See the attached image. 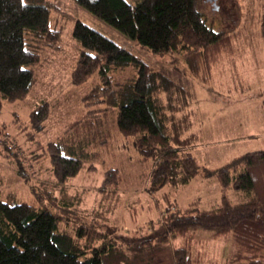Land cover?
<instances>
[{
    "label": "trees",
    "instance_id": "trees-1",
    "mask_svg": "<svg viewBox=\"0 0 264 264\" xmlns=\"http://www.w3.org/2000/svg\"><path fill=\"white\" fill-rule=\"evenodd\" d=\"M76 2L151 51L167 55L175 71L203 81L236 50L235 33L207 24L200 0ZM53 10L60 8L52 0H0V108L4 100L33 93L44 48H58L63 32L61 26L52 27ZM262 12L264 37V4ZM72 32L79 46L72 81L80 85L91 79L81 98L84 112L44 142L37 132L51 106L42 98L28 121L16 118L34 144L29 153L9 134L1 136L0 154L15 162L35 199L21 200L12 191L2 195L0 180V264H207L206 254L192 243L199 232L232 238L225 264H264V149L249 150L215 169L202 166L190 150L199 134L190 131L194 113L184 110L186 87L85 22L77 20ZM128 70L129 76L119 75ZM117 134L131 137L141 154L140 164L146 166L139 175L142 188L155 193L210 174L221 185L220 202L210 207L172 202L158 221H149L146 233L138 230L136 239L122 241L105 224L125 203L121 170L105 171L91 209L84 202L86 189H71L72 179L89 162L94 169ZM46 159L43 176L39 169ZM230 190L242 198L234 200Z\"/></svg>",
    "mask_w": 264,
    "mask_h": 264
},
{
    "label": "rangeland",
    "instance_id": "rangeland-1",
    "mask_svg": "<svg viewBox=\"0 0 264 264\" xmlns=\"http://www.w3.org/2000/svg\"><path fill=\"white\" fill-rule=\"evenodd\" d=\"M52 1L60 8L51 14L52 27H62L58 48H44V57L38 66L39 80L29 97L1 102L0 147L1 136L6 133L27 153L30 152L34 144L17 126L16 118L28 121L31 110L42 98L51 106V114L44 121L45 126L37 132L38 138L44 142L53 139L69 121L84 112L81 98L89 89L91 79L78 85L71 78L79 57V46L72 29L75 22L80 20L186 87L189 96L184 110L194 113L196 121L190 131L199 134L198 141L190 150L197 155L202 166L215 169L249 150L264 149V37L260 24L264 0H216V4L210 0H200L199 8L207 24L215 30L232 31L236 36V50L221 59L206 81L175 71L167 61V55L151 51L146 45L116 30L81 7L76 0ZM129 1L136 3L139 0ZM131 72H119V75L129 76ZM163 96L166 100L167 96ZM102 156L100 161L94 162V169L88 168L90 162L87 163L86 168L72 179L71 189H86L84 202L91 209L97 204L98 188L105 171L112 167L121 170L125 178L122 187L125 203L105 224L108 228L113 226L114 235L122 241L136 239L138 230L146 233L149 221H158L162 209L172 202L178 207L188 206L193 201H199L202 207L220 202L221 185L210 174L200 175L186 185L165 186L155 193L142 188L143 181L139 175L146 166L140 164L141 154L131 137L117 134L111 146L103 148ZM32 161L35 168H39L35 159ZM48 161L46 159L39 169L41 173L44 170L43 176L47 173L45 165ZM150 163L147 161V164ZM15 166L13 160L0 154L2 195L12 191L18 194L19 199L33 202L35 195L31 192L30 183L18 176ZM229 193L234 200L242 198L233 190ZM182 239L178 243L184 245L186 240ZM192 243L195 250L206 254L207 264H225L233 245L231 237L216 238L208 232L196 234Z\"/></svg>",
    "mask_w": 264,
    "mask_h": 264
},
{
    "label": "water",
    "instance_id": "water-1",
    "mask_svg": "<svg viewBox=\"0 0 264 264\" xmlns=\"http://www.w3.org/2000/svg\"><path fill=\"white\" fill-rule=\"evenodd\" d=\"M210 1H212L213 3H215L216 2V0H210ZM216 4V3H215Z\"/></svg>",
    "mask_w": 264,
    "mask_h": 264
}]
</instances>
